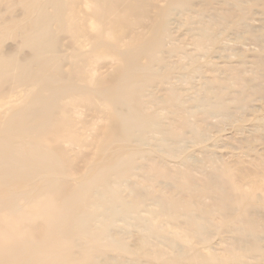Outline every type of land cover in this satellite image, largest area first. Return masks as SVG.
<instances>
[{"label":"rangeland","instance_id":"rangeland-1","mask_svg":"<svg viewBox=\"0 0 264 264\" xmlns=\"http://www.w3.org/2000/svg\"><path fill=\"white\" fill-rule=\"evenodd\" d=\"M131 1L0 0V251L264 264V0ZM44 13L56 47L25 43Z\"/></svg>","mask_w":264,"mask_h":264},{"label":"bare ground","instance_id":"bare-ground-1","mask_svg":"<svg viewBox=\"0 0 264 264\" xmlns=\"http://www.w3.org/2000/svg\"><path fill=\"white\" fill-rule=\"evenodd\" d=\"M73 3V0H69V3ZM85 3H88V2H91L93 3V8L95 11H93V18H97V20L100 19L101 15L99 14V11H101L102 9L106 10L107 9V13L109 15H115L117 13V9H116V5L114 2H106V0H83ZM132 1L131 0H128V2H125V9H130L132 8L133 9V6L131 5ZM59 7V6H58ZM70 10V9H69ZM72 14L75 13L74 10H70ZM120 11V10H119ZM73 18V16H71ZM71 18V19H72ZM47 19V16L45 15V13L42 15L41 14V17L38 18L37 22L35 21V23L31 26L32 28H34L32 31H31V36L29 38L26 39V44L32 46V47H36L38 46L40 43H43V42H46L47 44H50V45H53L56 47V44H57V40H54V39H50V32L49 30L46 28L47 25H45V20ZM70 19V20H71ZM69 20V22H70ZM73 21L69 24V23H65V25L63 26V28L65 29L68 28L67 30L70 32V34L72 35V37H77V34H79L80 32V28L76 27L73 25ZM116 23V20L113 22V24ZM117 25V24H116ZM66 30V29H65ZM76 39V38H74ZM59 50V49H58ZM11 60V58H10ZM2 61H5V59L3 58ZM3 64V63H2ZM15 68L17 66V63L15 64H12L10 67ZM24 67L22 66L21 69H23ZM5 153H10L12 154V152L10 151H5V149H3L0 145V158L3 157V154ZM19 154L22 156V153L19 152ZM10 161H11V156L8 155V161H2L0 159V166L3 165V170L4 169H8V167L10 166ZM72 193H74L73 191L72 192H62L59 200H57V198H54V194L52 193V195L50 194L49 197L46 199L45 201V205L46 207L43 208V211L48 209L50 210L51 212L47 213V217H51L53 218V220L45 225V226H42L40 229V235H45L49 229L53 228L54 224L55 223H60L62 222L66 217H65V214L64 212L65 211H69L74 205H73V197H72ZM57 194V192H56ZM56 199V200H55ZM71 211H69L70 213ZM41 211H39V215H40ZM68 213V215H69ZM67 214V213H66ZM71 214V213H70ZM38 215V216H39ZM51 219V218H50ZM8 222V221H7ZM36 221L35 220H31V224L32 225H35ZM57 223V224H58ZM16 224V223H15ZM58 227V226H57ZM60 230V229H58ZM57 230V232H58ZM3 235V231L0 230V238L2 237ZM22 239L21 237L18 238V240ZM26 241L25 240H21L20 244H23L24 242ZM57 244H55L54 246L56 247ZM25 248V246H24ZM24 248H20V246H10V248L4 250V251H0V264H21L20 263V260L18 261L15 256H20L21 253H22V250H24ZM21 251V252H19ZM49 262V261H47Z\"/></svg>","mask_w":264,"mask_h":264}]
</instances>
